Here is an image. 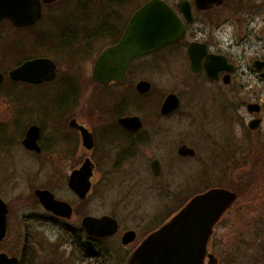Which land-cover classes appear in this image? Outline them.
I'll return each instance as SVG.
<instances>
[{"label": "rangeland", "instance_id": "1", "mask_svg": "<svg viewBox=\"0 0 264 264\" xmlns=\"http://www.w3.org/2000/svg\"><path fill=\"white\" fill-rule=\"evenodd\" d=\"M118 1L121 0H64L59 2L61 5L55 6L56 9L49 17L59 22L84 19V24H79L78 28L93 29V25L101 22L107 15L112 14V17H120L125 21L136 5L143 2ZM243 2L244 6L239 9L228 6L224 20L218 26L197 25L204 27L212 40H219L227 53L237 61L239 79L229 86L224 85L223 94H220L219 86L215 83L190 74L186 48L180 45L166 47L157 54L145 56L140 62L142 67L131 75L129 82L146 78L153 83V90L147 96L150 103L147 116L151 121L156 120L150 142L139 159L137 157L120 167L114 165L113 154L109 153L100 159L98 181L89 199V210L117 217L120 233L107 240L113 251L110 258L103 257L99 264L123 263L127 251L133 246L122 243L121 235L124 231L136 228L139 238L144 236L147 231L164 222L196 192L214 185L230 188L234 185L241 189L239 199L216 225L212 238L211 248L218 256L219 264H264V112L262 124L254 130L248 125L252 113L247 110L246 104L238 106L243 110L244 119L237 120L234 113L240 100L246 103L259 97L264 101V77L253 63L256 58H264V0ZM228 3L236 4V0H229ZM223 12L225 9L217 11ZM44 17L47 19L48 13ZM213 17L216 16L213 14ZM58 27L47 25L42 20L36 25V30L37 33L43 30V33L50 34L55 33ZM10 34L16 41L8 44L6 51L11 50L13 45L17 47L16 50H20L17 39L34 40L33 35L14 30ZM53 41L55 38L49 43L53 45ZM49 43L36 46L33 50L36 54L48 53L57 59L60 79L54 82L55 86L46 84L36 89L37 97L40 98L37 112L32 109L34 106L26 105L19 111L7 100H0V117L5 119V123L16 119L13 114L17 112L27 114L20 122L21 129L29 120L37 118L36 114H48L52 106L56 105L51 98L59 97L57 87L62 76H75L87 94L92 82L94 59L110 40L101 38L89 51L76 42L73 52L69 51L71 54L76 51L81 53L76 60L66 54L67 50H54ZM14 56L22 57V52ZM238 86L241 87L240 91L233 95L230 90ZM171 91L180 95L181 108L171 116L158 117L154 104L161 95ZM29 92L32 93L29 89H21V93L27 95L26 98L31 97ZM84 95L82 93L81 96ZM14 128L16 129V125ZM181 143L194 147L196 154L180 155L177 149ZM15 151L14 157L20 163L18 168L6 171L7 178L11 175L14 177V180H7L14 182H10V186L5 185L4 193L9 195L14 186L20 194L29 195L30 185L35 181L42 182L43 176L39 175L33 180L31 168L27 167L30 156H26L18 145ZM0 152L3 155L10 151L5 148L0 149ZM152 157H159L162 162V172L158 177L149 165ZM18 206L20 208L15 209L14 215L20 225H27L29 219L24 216L34 204L25 198L18 201ZM34 236L37 241L50 243L53 247L59 246V252L65 248L59 245L63 242V234L57 230L37 231ZM26 237L27 233L22 229L12 231L0 248L14 250L18 244L22 245L26 241Z\"/></svg>", "mask_w": 264, "mask_h": 264}, {"label": "flooded vegetation", "instance_id": "2", "mask_svg": "<svg viewBox=\"0 0 264 264\" xmlns=\"http://www.w3.org/2000/svg\"><path fill=\"white\" fill-rule=\"evenodd\" d=\"M61 1L64 0L50 2L40 0V15L32 22L18 24L13 19L7 17L0 18V72L3 74L0 87V100H7L9 104L16 106L19 111L21 107L23 108L26 105L34 106L35 108L32 107V109L36 110L39 105L38 100H40L37 97L36 89H40V86L46 84L55 86L54 82L60 79L58 75L60 67L57 59L48 53L36 54L37 52L33 50L36 49V46L40 47L55 38V41H53L54 44L49 43V45L54 50H67L66 54H70L69 56L73 60H76L81 53L76 51L75 54H71L69 52L70 50L73 52V45L76 42H79L80 46L83 45L89 51L94 48L101 38L110 40L109 44L98 51L94 59L91 75L92 82L89 84V91L86 90L88 91L87 94L75 76H62L57 87V96L59 97L51 98L52 103H56V105L55 107L52 106L53 108L49 110L48 114L44 115L41 112L40 114L35 113L37 118L35 117L29 120L21 129L20 122L22 118L27 117V114L21 115V112H17L15 115L13 114L16 119L11 120L10 123L12 124L5 123V119L0 117V149L8 148L10 151L3 155H1L3 151L0 152V156H3L0 158V198H2L7 206L6 235L0 241V245L12 231L22 229L27 233L26 241L22 245L18 244L14 250L0 248V251L6 252L9 256H16L19 264H99L103 257L110 258L113 249L107 243V240L120 233L119 220L112 214H97L93 210H89L88 203L94 193L95 183L98 181L97 169L102 157L107 156L109 153L113 154L114 165L120 167L126 162L135 160L137 157L139 159V155L144 153L146 146L150 142L156 119H152V121L148 119L147 113L150 103L147 96L153 90V83L146 78H140L135 81L130 80L131 82H129L131 75L142 67L140 62L144 60L145 56L157 54L164 48L170 46L180 45L183 48L185 47L189 59L190 74L193 77H202L211 83H215L220 87H218L220 94H223L222 91L225 89L223 87L224 85L229 86L235 80L239 79L237 74L239 69L237 61L227 53V50L222 47L219 40H212L207 36L206 29L197 25L199 23H201L200 25H220L224 20L227 7L230 6L231 9H239L245 4L243 0H236V4L233 5L228 3L229 0H210L209 4L202 3L200 0H166L178 12H180L179 4L182 2H188L192 10V19L186 21V28L182 38L158 50L133 58L128 65L124 79L120 81L110 80L108 84L95 80L93 75L94 65L102 50L116 43L122 37L131 15L125 21L120 17H112V14L107 15L101 22L93 25V29H79V24L83 25L85 22L84 19L59 22L53 17H49L56 9L55 6L61 5L59 3ZM131 1L121 0L118 2L128 3ZM147 1L149 0L140 1L136 5L135 10ZM222 9H225V12L217 13V11ZM47 13L48 17L45 19L44 15ZM213 14L216 17H213ZM203 15L206 16L203 18ZM42 20L44 23L47 22V25H58L59 27L55 33H43V30L37 33L36 25L41 23ZM11 30L33 35L34 40L31 42L27 38L17 39L20 50H16L17 47L13 45L11 50L6 51L5 47L8 44H14L16 41L15 38L10 36ZM38 35L39 38L37 39ZM40 39L44 40L41 41ZM191 44L194 45L192 51L193 56L195 58L201 56L200 60L196 61L195 69L192 66V57L189 51ZM20 51L22 52V57L14 56L18 55ZM211 55H217L218 61L222 59V56L227 57L230 65H233V68L228 70L222 62H219V66L222 67L215 74L209 72L206 62L207 57ZM35 57H48L55 62L56 73L53 78L41 82H34L13 79L11 77L10 71L12 69L26 60ZM255 60L257 59H254V62ZM134 66L137 68L134 69ZM210 69L216 68L210 67ZM257 70L264 77V68ZM140 80L150 81L151 88L146 92H140L137 87ZM22 88L29 89L33 93H28L31 97L26 98L25 96L27 95L21 93ZM240 89L241 87L238 86L230 91L235 95ZM82 93L85 95L81 96ZM170 93H176L180 99V103L177 108L164 113L161 108L165 98ZM237 103V108L234 111L237 120L245 118L243 110L238 106H244L246 104L247 110L252 113L250 121L260 118L261 121L258 126L260 127L263 122L264 101L256 97L254 100H249L246 103L241 100ZM250 103H257L258 108L254 111L249 110ZM154 105L157 108L158 117H168L178 112L181 108V97L177 92L171 91L161 95ZM34 112H37V110ZM126 117L129 119L135 118L137 122L125 123L122 121V118ZM250 121L248 125H250ZM15 125L16 129L14 128ZM32 126H38V134L36 136V133H33L34 138L32 136V140H29L30 144H26L25 139ZM16 145L25 151L26 156H30L27 167L31 168V178L36 180L37 176H43L42 182L37 183L35 181L30 185L29 195L20 194L19 191L15 190L14 186H12L9 195H7L8 193H4L6 191L5 185L14 182L13 175L8 177L13 180H7L8 173L6 171L9 168H18L17 165L20 163L14 157ZM184 146L193 148L194 154L184 152L182 150ZM111 149H114V151L112 152ZM177 151L183 156H194L196 154V149L186 143H181ZM157 164L160 170L159 174H156V168H154ZM149 165L154 175L157 177L160 176L162 172L161 159L159 157H152ZM76 173L78 174L77 177L74 176ZM71 181H75L76 184L83 186L82 191L84 194L79 193L72 186ZM88 183L90 187L85 192L84 189ZM39 190L46 192L45 197H50L51 193L55 200L68 203L71 207V214L69 216L65 214L64 206L59 208V211L58 206L49 207L42 200V195ZM25 198L31 204L33 203L34 207H31L27 212L28 214L24 216L25 219H29L27 225H20L18 218L14 215V211L16 208H20L18 201ZM102 215H110L118 220V230L115 233L108 235L90 233L83 224V219L86 216L101 217ZM159 226L147 231L140 238L138 229L136 228L128 229L122 233V243L124 245L133 244L132 248L127 251L123 263L142 240ZM45 229L57 230L63 234V242L59 243V245L61 247L65 246V248L61 252L58 251L59 246L53 247L50 243L37 241L34 238L37 231ZM129 230H134L136 235L130 242L124 243L123 236ZM86 240L92 242V246L95 248L94 251L89 249L85 244Z\"/></svg>", "mask_w": 264, "mask_h": 264}, {"label": "water", "instance_id": "3", "mask_svg": "<svg viewBox=\"0 0 264 264\" xmlns=\"http://www.w3.org/2000/svg\"><path fill=\"white\" fill-rule=\"evenodd\" d=\"M50 2L54 0H44ZM209 4L210 0H200ZM217 1V0H216ZM219 2V1H218ZM37 4V6H35ZM181 15L166 0H149L139 7L131 16L122 37L116 43L107 46L98 55L93 75L96 81L108 84L110 80L120 81L124 79L126 70L131 60L137 56L158 50L169 43L178 41L185 32V20L192 19V10L188 2L179 4ZM40 15V0H0V18H10L24 24L36 20ZM194 45L191 44L189 51L192 57V66L195 69L197 60L192 54ZM219 62L225 68L231 70L227 57L222 56L218 61L217 55L207 57L206 66L209 72L214 73L221 68ZM254 64L258 69L264 68V60L257 59ZM210 67L216 69H210ZM56 73L55 62L48 57H35L26 60L10 71L13 79L41 82L51 79ZM264 75V71H263ZM3 74L0 72V87ZM140 92H146L151 88V82L140 80L137 84ZM180 99L176 93H170L162 105V112L167 113L178 107ZM258 108L257 103H250L249 110ZM122 121L137 122V119L122 118ZM261 119H253L250 126L255 129ZM33 133L38 134V126L29 129L25 139L26 144L34 138ZM184 152L194 154L193 148L184 146ZM156 174H159L158 164ZM80 174V172H79ZM77 173L74 175L77 177ZM76 190L84 194L83 186L71 181ZM89 183L84 189H89ZM42 200L49 207H65V214H71L68 203L45 197L46 192H41ZM238 198V193L224 186H214L194 195L178 212L166 220L159 228L147 235L137 248L129 255L124 264H218V257L210 249L211 239L215 226L221 217L230 209ZM6 203L0 198V241L6 235ZM83 224L90 233L101 235L113 234L118 230V220L110 215L101 217L86 216ZM136 233L129 230L123 236V242L128 243ZM85 244L91 250H95L90 240ZM0 264H19L16 256H9L0 251Z\"/></svg>", "mask_w": 264, "mask_h": 264}, {"label": "trees", "instance_id": "4", "mask_svg": "<svg viewBox=\"0 0 264 264\" xmlns=\"http://www.w3.org/2000/svg\"><path fill=\"white\" fill-rule=\"evenodd\" d=\"M39 38V36H37V39ZM231 187H233V189H235L239 194H240V191H241V189H239V186L238 187H236V186H231Z\"/></svg>", "mask_w": 264, "mask_h": 264}]
</instances>
